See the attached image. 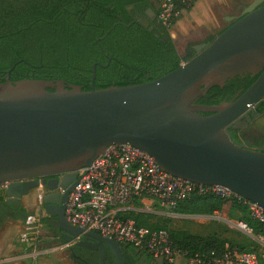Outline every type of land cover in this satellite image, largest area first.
<instances>
[{
	"label": "water",
	"instance_id": "1",
	"mask_svg": "<svg viewBox=\"0 0 264 264\" xmlns=\"http://www.w3.org/2000/svg\"><path fill=\"white\" fill-rule=\"evenodd\" d=\"M228 21L213 40L194 45L195 56L178 69L140 85L96 90L101 64L93 67L90 92L63 80L12 82L9 71L0 83V185L7 203L19 205L49 179L45 213L56 220L61 239L99 251L100 264L108 252L115 264H125L120 244L72 226L66 205L81 170L111 146H131L174 177L224 187L264 208V152L237 144L229 133L264 98V0ZM244 74L259 77L235 100L197 104L213 87Z\"/></svg>",
	"mask_w": 264,
	"mask_h": 264
},
{
	"label": "trees",
	"instance_id": "2",
	"mask_svg": "<svg viewBox=\"0 0 264 264\" xmlns=\"http://www.w3.org/2000/svg\"><path fill=\"white\" fill-rule=\"evenodd\" d=\"M126 4L124 0H0V83L6 82L11 71L12 82L63 80L90 92L94 65L101 64L97 66L95 89L103 90L152 82L195 56L192 44L182 57L164 27L152 33L140 25L129 26L125 20ZM258 77L244 74L229 79L224 88L213 87L197 104L218 106L231 102L238 97L237 91H242L241 96ZM227 204L247 212L236 200L214 195H193L175 212L208 215L221 212ZM134 214L131 212L126 218L151 229H167L175 246L191 256L222 250L226 244L216 237L145 225ZM5 218L17 217L13 209L1 205L0 226ZM253 227L264 235V224L254 223ZM241 249L250 251L251 247Z\"/></svg>",
	"mask_w": 264,
	"mask_h": 264
},
{
	"label": "built area",
	"instance_id": "3",
	"mask_svg": "<svg viewBox=\"0 0 264 264\" xmlns=\"http://www.w3.org/2000/svg\"><path fill=\"white\" fill-rule=\"evenodd\" d=\"M196 0H159V20L169 32ZM193 195H214L234 199L246 208L249 217L264 224V208L221 186H206L174 177L163 171L154 158L131 146H111L89 168L79 172V181L70 195L66 218L75 227L94 231L104 238L132 246L137 253L150 256L161 264H264V235L255 236L249 224L236 222V228L253 237L250 251L225 244L222 250L211 249L189 255L179 249L164 228H148L126 216L134 205L150 208L156 214L173 215L178 206ZM159 212V213H160ZM41 220L29 215L27 232L19 236L22 243L34 244Z\"/></svg>",
	"mask_w": 264,
	"mask_h": 264
},
{
	"label": "crops",
	"instance_id": "4",
	"mask_svg": "<svg viewBox=\"0 0 264 264\" xmlns=\"http://www.w3.org/2000/svg\"><path fill=\"white\" fill-rule=\"evenodd\" d=\"M252 2L253 0H196L192 7L184 11L182 17L175 23L171 36L187 37L197 44L210 40L226 28L223 21L227 22L229 18L238 17L242 9L245 10ZM25 201L27 205L30 204L28 203L29 195L24 198ZM29 206L31 211H38L36 205ZM198 217L204 220L210 218L209 216ZM39 219L42 229L36 235L39 241L34 244L22 243L19 240L20 234L27 232L25 221L6 220L1 224L0 264H71L69 254L64 248H68L74 242L60 246L52 237L50 229H44L45 226L49 228L54 226L49 218L44 214L39 216ZM44 219L48 222L43 221ZM223 221L231 228H236L237 221L230 219H223ZM138 256L147 258L151 264H161L150 256L143 254ZM178 264H188V262L185 259H180Z\"/></svg>",
	"mask_w": 264,
	"mask_h": 264
},
{
	"label": "flooded vegetation",
	"instance_id": "5",
	"mask_svg": "<svg viewBox=\"0 0 264 264\" xmlns=\"http://www.w3.org/2000/svg\"><path fill=\"white\" fill-rule=\"evenodd\" d=\"M124 2L128 3L125 6L126 9V22H129V26L132 25H140L144 29L149 32H156L159 28L163 27L159 20V10L160 3L159 0H124ZM244 10H242L238 17L242 16ZM209 42V40L204 41L202 43ZM198 43V44H202ZM194 46V45H193ZM192 46V47H193ZM188 46H186V49ZM195 55V50H194ZM227 82V81H226ZM224 84L223 88L225 87ZM242 91H237L235 93V97L239 96ZM264 116V98L261 99L258 104L248 113L247 117L238 121L235 125H233L229 129V133L233 140L239 144L243 145L248 149L257 150L264 152V135L259 131H254L252 125L261 117ZM49 180V179H47ZM41 180V186L38 189L42 190V213L47 216L45 213V204L43 201L44 195L49 193L48 189H46V181ZM79 181V175L77 179ZM67 181V180H66ZM66 184V183H65ZM6 185H0V206L3 205L5 207H9L13 209L16 213V219L5 218L6 220L11 221H26L28 218V212L26 210V206L24 204V198L21 199L19 205H9L7 203V198L4 196L2 189H4ZM65 193V191L59 189L56 193ZM71 193L68 195V202L70 199ZM68 204V203H67ZM67 210V205H66ZM48 217V216H47ZM49 218V217H48ZM49 221L52 222L54 226H51L50 233L52 237H54L55 242L59 243L60 246L66 245L67 243L61 239V232L57 229L56 220L53 218H49ZM98 234V233H97ZM100 235V234H98ZM101 236V235H100ZM88 240V239H86ZM116 242V241H115ZM71 242L70 244H72ZM120 244V243H119ZM122 249V255L125 264H138L137 251L130 245L120 244ZM65 251L69 254V258L71 264H100V256L101 253L99 251H89L84 248H80L74 242L72 245L68 246V248H64ZM136 252V253H135ZM106 264H115V257L111 252L107 254Z\"/></svg>",
	"mask_w": 264,
	"mask_h": 264
},
{
	"label": "rangeland",
	"instance_id": "6",
	"mask_svg": "<svg viewBox=\"0 0 264 264\" xmlns=\"http://www.w3.org/2000/svg\"><path fill=\"white\" fill-rule=\"evenodd\" d=\"M244 10V9H242ZM224 27L230 25V21H223ZM173 28L170 31L172 34ZM174 43L177 47L179 54L183 57L186 55V46L197 45V42H192L187 37L183 36H172ZM184 64V63H183ZM252 128L254 131H259L264 135V116L259 118L253 125ZM42 190L34 189L29 194V202L27 205L25 201L26 210L28 215L37 214L38 216L44 215L42 213ZM29 205H36L38 207L37 212L31 211ZM135 214L139 222L144 223L145 225L151 226H160L170 229L173 232L186 233L190 235H196L200 237H216V239L221 241H226V243L232 246H238L243 249L254 247L256 243L253 240V237L246 235L244 232L237 230L236 228H231L223 219H230L233 221H238L244 219L252 229L253 234L257 237L260 236V233L255 231L253 225L254 221L249 217V214L244 209L232 208L230 204L224 206L221 212L208 214V215H187V214H178L174 213L173 215L157 212L153 214L150 212V208L140 205L137 203L134 205ZM198 216H209L208 220L200 219ZM41 223V222H40ZM39 231L42 229V225L39 224ZM46 227V226H45ZM44 229H50L46 227ZM136 253V252H135ZM138 264H151L148 262L147 258L139 257Z\"/></svg>",
	"mask_w": 264,
	"mask_h": 264
}]
</instances>
